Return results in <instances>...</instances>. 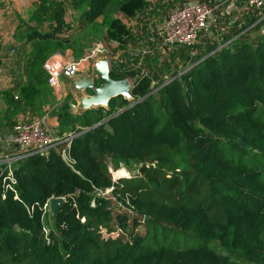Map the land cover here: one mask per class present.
Listing matches in <instances>:
<instances>
[{"label":"trees","instance_id":"trees-1","mask_svg":"<svg viewBox=\"0 0 264 264\" xmlns=\"http://www.w3.org/2000/svg\"><path fill=\"white\" fill-rule=\"evenodd\" d=\"M132 1L37 0L13 34L27 49L15 109L46 89L50 55L87 50L67 37V6L85 26L113 22ZM168 8L157 1L147 14ZM247 12L221 36L225 24L208 25L160 66L142 51L111 65V79L132 81L131 101L111 99L103 116L63 107L70 139L13 164L16 197L0 184V264H264V6ZM130 32L124 46L138 39ZM111 161L136 171L112 182ZM51 198L61 200L52 216L42 210Z\"/></svg>","mask_w":264,"mask_h":264},{"label":"rangeland","instance_id":"rangeland-1","mask_svg":"<svg viewBox=\"0 0 264 264\" xmlns=\"http://www.w3.org/2000/svg\"><path fill=\"white\" fill-rule=\"evenodd\" d=\"M187 1L201 3L207 6L210 9V14L206 19L205 24L207 26L214 24L218 28L223 27L222 25L225 24V32L229 28V25L230 27L232 26V28L229 30H234L237 28L235 24L238 25V22L243 20L244 15H249L247 10H249V12H253V10L245 4L244 0H166L164 3L169 4V8L166 11L157 13L155 15H148L147 12L152 8L154 3L149 0H133L132 2L128 3L121 11L115 13L113 16V22H109L108 24L104 23V21L100 22L99 20L96 21V23H91L85 26L81 25L76 22V18L70 10L69 14L66 15V18L69 20L73 19V21L70 22L72 25V30L67 33V37L73 38L74 42L79 47H84L83 49L89 48L95 43L104 45L110 52V56L108 57L109 70L111 65H117L120 60H125L126 57L129 58L130 54H136V52L139 51L143 52L140 56L141 60L144 57L151 56V59H155L157 61V65L160 66L162 61L167 58L168 53L165 51V48L161 46V25L163 24L167 13L174 6H176V4H182ZM9 2L12 3L13 0ZM233 8L239 12L238 15L237 13H233ZM129 21L134 23L133 29L131 30L132 32H130L132 34L131 36H135L138 39L134 45L132 44L133 46L131 44L124 46L123 42L126 41L125 38L127 35L125 34L129 29V25L127 26ZM233 25H235V27H233ZM257 27V31L262 30L261 33L264 34V26L261 25ZM214 30L217 32L218 29ZM223 31L224 30L221 29L220 33L218 32L217 34H222ZM113 42L117 45L119 44V47L116 49L108 48L109 46L111 47V43ZM64 51H62V53H64ZM62 53L58 52L56 54ZM14 64L18 71L20 68L19 61L16 60ZM118 70L124 71L123 68H118ZM141 71L143 72V70ZM162 74L163 72H161V76L165 75ZM126 79L131 85L132 81L128 78ZM65 81L66 80H63L64 83ZM94 83L95 85H98L100 82L95 80ZM45 88L46 89L36 98V102L33 104V106L24 107V112H20L19 109H15L12 101L10 102V97L14 95L13 90L16 88L0 93V148L4 144V136L14 124L27 122L34 119L42 121L46 134L53 140V142H63V140L66 139L68 135H70L69 132H61L59 129L58 114L64 110L63 107L65 108L68 107L69 104H75L74 98L69 94L62 96L58 92V89L53 90L47 87ZM86 94L87 93H85V95ZM99 110L102 111L101 115L103 116V113L108 111V106L106 108H99ZM71 114L75 117H78V115L81 113L74 111ZM77 123L73 125V128H77ZM0 153L3 152L0 151ZM107 166H109L112 174L120 173L122 175L131 176L136 171L135 165H127L118 163L116 161H111L107 164ZM43 227L45 229L51 228V225Z\"/></svg>","mask_w":264,"mask_h":264},{"label":"built area","instance_id":"built-area-1","mask_svg":"<svg viewBox=\"0 0 264 264\" xmlns=\"http://www.w3.org/2000/svg\"><path fill=\"white\" fill-rule=\"evenodd\" d=\"M245 4L252 10H260L264 6V0H244ZM210 14V9L204 4L187 1L172 10H170L162 24V42L161 46L165 51L169 52L171 48L183 46H192L198 34L207 30L205 24L206 19ZM262 16L260 19H263ZM259 21V20H258ZM130 31L133 29L134 23L128 22ZM132 32V31H131ZM111 48L116 49L117 44L111 43ZM107 48L99 43L91 45L82 56L77 59L62 60L60 57L52 56L46 60L42 69L45 72V82L48 88L57 89L60 80H73L81 73H88L91 63L96 61L101 56H110ZM194 52L191 53V56ZM1 72V68H0ZM132 84V83H131ZM70 137H67L63 142H53L46 134L41 120H30L14 124L3 138L4 146L8 147L12 152L0 155V184L4 191H13L15 180L13 177L12 166L17 161L22 160L32 155H44L48 150L56 147L59 143H66ZM68 145L60 150V159L69 168H72V161L68 156ZM107 171L111 176L112 182L119 178H127V175L120 173H111L109 166ZM111 188L99 192L101 196H109ZM3 197V196H2ZM47 203L42 206V210L47 209Z\"/></svg>","mask_w":264,"mask_h":264},{"label":"crops","instance_id":"crops-1","mask_svg":"<svg viewBox=\"0 0 264 264\" xmlns=\"http://www.w3.org/2000/svg\"><path fill=\"white\" fill-rule=\"evenodd\" d=\"M9 1L11 0H2V1L0 0V68H1L0 93L8 91L9 89H15V87L18 86L23 81L21 77V61H22V54L23 53L25 54L27 52V49L26 47H23V45H21L20 43L14 40L13 34H14L15 26L27 19V16L30 10L32 9L33 5L37 3V0H13L12 3H10ZM149 1L155 3L158 0H149ZM161 1L165 2L166 0H161ZM178 5H180V3L176 4V6ZM233 9H234L233 12L235 14L239 13L238 11H236L235 8ZM69 12H70V6H67L66 15L69 14ZM66 21L72 22L73 19L70 20L67 19ZM261 31L259 30L256 33L260 35L262 34ZM224 32H225V28L222 33ZM216 36L219 35L217 34ZM108 48L112 49L110 46ZM52 56L60 57L62 60L73 59V55L69 50L64 51V53L62 54H56V53L52 54L46 60L50 59ZM16 60L19 61L20 63V68L18 69V71L14 64ZM57 89L62 96L69 94L71 95V97H73L72 94L69 93L68 90L66 89L63 79L60 80V84ZM0 151L3 152L0 153V155L8 154L12 152V150L4 146V144L1 146Z\"/></svg>","mask_w":264,"mask_h":264},{"label":"water","instance_id":"water-1","mask_svg":"<svg viewBox=\"0 0 264 264\" xmlns=\"http://www.w3.org/2000/svg\"><path fill=\"white\" fill-rule=\"evenodd\" d=\"M109 72V61L106 56H101L91 63L88 73H81L77 78L65 81L66 89L75 100V104L68 105L70 113L106 108L109 101L117 97L124 101H131L129 81L126 78L113 80L110 78ZM95 80L100 83L95 85ZM85 93L87 94L85 95ZM101 123L103 121L99 124ZM60 203L61 200L58 198L48 200L47 209L50 216L54 214L57 205Z\"/></svg>","mask_w":264,"mask_h":264},{"label":"bare ground","instance_id":"bare-ground-1","mask_svg":"<svg viewBox=\"0 0 264 264\" xmlns=\"http://www.w3.org/2000/svg\"><path fill=\"white\" fill-rule=\"evenodd\" d=\"M114 176H116V174Z\"/></svg>","mask_w":264,"mask_h":264}]
</instances>
